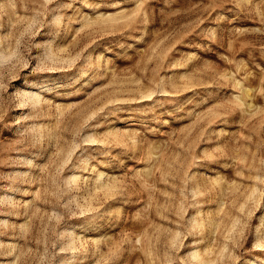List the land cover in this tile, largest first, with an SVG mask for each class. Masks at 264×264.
<instances>
[{
    "label": "rangeland",
    "instance_id": "rangeland-1",
    "mask_svg": "<svg viewBox=\"0 0 264 264\" xmlns=\"http://www.w3.org/2000/svg\"><path fill=\"white\" fill-rule=\"evenodd\" d=\"M0 264H264V0H0Z\"/></svg>",
    "mask_w": 264,
    "mask_h": 264
}]
</instances>
